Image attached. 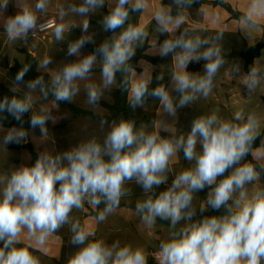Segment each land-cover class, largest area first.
I'll return each mask as SVG.
<instances>
[{"label":"clouds","instance_id":"clouds-1","mask_svg":"<svg viewBox=\"0 0 264 264\" xmlns=\"http://www.w3.org/2000/svg\"><path fill=\"white\" fill-rule=\"evenodd\" d=\"M198 3L70 0L55 6L57 22L44 24L41 17L53 0H0V12H9L10 6L16 9L3 25L14 43H27L30 34L46 29H51L55 41H64L67 18H83V34L67 45L66 55L75 60L50 67L53 58L42 57L39 68L47 79L41 74L25 80L29 64L16 72L11 95L0 98V119L11 117L18 126L3 135L0 146L20 145L28 138L23 127L28 113L31 128H39L46 136L53 115L48 107L35 110L37 101L51 97L53 106H58L71 102L82 90L93 109L100 108L105 92L113 87L127 93L133 111L153 98L172 121L138 125L123 115L112 119L100 115L98 128L74 146L55 154L40 152L34 162L0 173V264H41L37 253L64 226L75 247L66 264H149L150 257L154 264H264V124L260 113L238 108L223 115L216 106L196 116L190 130L175 127L180 109L213 93L217 75L226 64L219 43L223 32L202 36L189 25V9ZM105 8L100 28L111 35L92 52L82 54L86 44L95 43V32L89 31L91 16ZM150 8L157 31L167 37L159 45V55H171L173 60L169 83H162L161 73L154 87L152 75L137 76L130 63L148 38L145 23H132V14ZM262 19L264 0H251L240 24L251 34ZM201 62L202 72L189 70V65ZM97 68L99 75L94 79ZM232 71L239 75L238 69ZM242 83L249 96L264 90L261 60L253 62ZM181 154L190 166L173 173ZM170 174L174 178L169 184ZM133 186L142 190L134 205L142 225L154 229L158 221L167 222L166 235L155 250L98 236L96 228L82 223L78 215L87 206L95 210L91 219L96 225L105 223L123 200L132 197ZM205 189V197L198 200L197 193Z\"/></svg>","mask_w":264,"mask_h":264},{"label":"crops","instance_id":"crops-1","mask_svg":"<svg viewBox=\"0 0 264 264\" xmlns=\"http://www.w3.org/2000/svg\"><path fill=\"white\" fill-rule=\"evenodd\" d=\"M214 1V0H207ZM229 4L233 9L245 14L247 7L249 6L251 0H223ZM14 2V0H13ZM70 2V0H53V6L49 11L41 17V21L49 18L55 17L58 21L57 12L55 6L57 4H65ZM78 2V0H77ZM169 4L170 0L164 2V0H153V4ZM16 9L14 7L9 8V12L3 13L0 12V82L12 84V79L10 77L9 68L15 63V61L24 62L25 54L21 50H27L29 53L34 55L39 61L45 55H49L53 58V65L50 67L60 66L61 60L57 57L60 53L67 51L68 40L57 42L50 35L41 41H29L24 43L22 41L11 42L8 40L6 33L4 32L3 25L6 19V16L9 14H14ZM107 9L101 10L95 15L91 16L90 19V32H95L94 40L97 38L98 34L101 32L99 23L96 22L97 16H102ZM82 17L72 15L67 18V23L69 24V31L66 33H76L78 38L83 34L81 31ZM132 23L143 22L146 25V30L148 31V38L143 46H147L146 54L150 56H160L159 55V45L160 43L167 38L166 35H161L157 31V25L155 21L151 18V8L143 13L132 14ZM189 25L193 30L202 36H214L217 32H223V39L219 42L223 53H229L232 51L242 52L245 51L247 46H252L258 42L264 40V19L259 21V28L249 34L245 28L240 24V20L234 18L230 12H228L224 7L219 5L204 4L199 8L192 7L189 9ZM188 26V25H186ZM111 35V34H110ZM109 35V36H110ZM92 44H97L92 43ZM98 45V44H97ZM238 47L237 49H234ZM139 48V47H138ZM82 54H88L90 51L84 46L81 50ZM168 61L166 63H159L153 65L146 60H141L138 63V69L135 70V74L139 76L142 73H150L153 78L157 75L163 73L164 79L167 81L164 84H168L170 81V73L173 66L172 56L169 55ZM76 57H72V60H75ZM226 64L221 68L220 72L217 75L215 80V88L211 95L215 97V102H211L209 97L207 99L201 98L198 99L194 104L180 109L177 113V118L175 121V127L178 130L188 131L190 130L191 121L193 117L199 116L203 113L208 112L211 108L219 106L222 110L223 115H227L235 111V108L232 107L236 105L237 101L235 100L236 95L239 96V89H244L245 94H247L246 89L242 83L243 78L239 75H233V69H237V59L238 58H225ZM261 60L264 63V49L261 52L260 57L255 60ZM40 69V68H39ZM41 70V69H40ZM43 71V70H41ZM199 72H202L200 70ZM240 73V72H239ZM245 62H244V75L246 74ZM99 69H96V75L94 79L98 78ZM239 78V79H237ZM241 78V79H240ZM117 89L113 87L110 90H107L104 94V97L101 101H106L109 103L113 102L112 93ZM221 92L227 96V102L225 99H221ZM257 93L259 97L264 98V90L258 89ZM38 95V94H37ZM232 99L235 101L232 103ZM78 106L92 110L97 114L105 115L108 113L107 109L100 106L99 109H93L86 103V97L83 92L75 97L72 100ZM231 102V103H230ZM264 104V101H263ZM48 107L53 115V119L50 120L47 124V127L60 126L66 121L73 120L70 124L72 126H77L82 123H89L90 126L96 130L98 128V121L87 118V117H78L74 118L72 113L64 108L58 106H53L51 100L48 101H37L34 105L35 110H39L41 107ZM246 110H255L260 113L262 124H264V107L259 106L256 108H246ZM137 116L139 119L144 120L141 123L151 124L153 121L168 120L171 121V118L167 117L160 110L159 102L153 98H149L147 103L143 108H137ZM69 125V126H70ZM163 134V133H162ZM87 133H82L81 131L74 132L72 134H47L46 136L41 135L37 138V142L31 138L33 144L35 145L38 152L48 151L55 154L59 151L67 150L69 147L74 146L81 139H83ZM38 144V145H37ZM13 150V149H12ZM15 151H27L25 149L15 150ZM30 155V154H29ZM31 158V156H30ZM31 163V159L30 162ZM21 160H15L14 165L19 166ZM186 165L190 166L187 161L182 157L177 160L173 165V173L178 172L181 168H185ZM174 178L173 174L169 175V182ZM142 190L138 186H133V195L122 201L120 208L108 218V220L103 223L96 225L91 219V214L95 211L90 207L86 206L84 213L78 214L81 216L82 223L91 224L96 228L98 236H103L105 239L108 236L114 234H121V241L131 242L134 245H143L147 248L155 250L158 240L163 238L167 232V222L158 221V226L154 229L145 228L139 217L134 211V205L136 199L141 197ZM197 199L203 200V197L200 193H197ZM199 203V201H197ZM71 233L68 229V226H64L59 230V232L53 236L46 249H40L38 255L41 258V264H66L68 256L75 251V247L71 244ZM149 264H154L150 259Z\"/></svg>","mask_w":264,"mask_h":264},{"label":"trees","instance_id":"trees-1","mask_svg":"<svg viewBox=\"0 0 264 264\" xmlns=\"http://www.w3.org/2000/svg\"><path fill=\"white\" fill-rule=\"evenodd\" d=\"M164 2H167V0H164ZM207 3L224 7L228 12L232 14L234 18L238 20H240L241 17L245 15L233 9L229 4H227L223 0H214L212 2L207 1V0H199V3L197 5H194L193 7L199 8L202 5L207 4ZM97 46H98L97 44H92V43L85 45V47L90 52H92ZM263 49H264V40L258 42L255 45L247 46L245 51H242V52L232 51L229 53H224V56L225 58H238V57L242 58L245 62V70L247 72L249 67L255 61V59L260 57ZM146 50H147V46H142L136 49V54L133 57L132 61H130V63L133 65L134 70L138 69L137 67L138 63L141 60H146L153 65H156L159 63H166L168 61V57L150 56L146 54ZM21 51L25 54V60L22 63L19 61H15V63L9 68L10 77L14 79L16 72L20 70V68H22L25 64H29L30 70L28 74L25 76V80L33 79L37 75H41V74H43L45 76V79H47L48 78L47 74L41 71L38 67V59L34 55L29 53L27 50H21ZM202 64L203 62L199 64L193 63L189 65V70L193 72H199L200 70H202ZM117 79H118V82L121 79L119 74H118ZM166 81L167 79H164L162 83H165ZM156 83L157 81L155 80V78H153L152 86L153 87L156 86ZM9 89L10 87L8 85H6L3 82H0V98H2L5 95H11V92L9 91ZM112 96H113L112 103L101 101V106L107 109L108 111V113L103 116L107 117L108 119H112L120 115H123L125 118L135 119L138 125L140 124V122L144 121L138 118L136 111H133L132 109H130L128 105V100H127V93L125 91L117 87V89L112 93ZM49 99H51V97ZM263 101H264V98H263ZM59 106L61 108L69 110L72 113L74 118L87 117V118L98 121L99 116L102 115V114H97L92 110L82 108L78 106L76 103H74L73 101L62 102L59 104ZM30 116H31V113L25 114L24 116L25 123L23 125L24 129L27 130L28 132V138L25 141H23L20 145H16V144L9 145V148L13 150H22V149L27 150V152L31 156V163H32L35 161L39 152L30 138V133L32 131L30 123H28V121L30 120ZM0 124L2 127L7 128V129H10L13 126H18L16 121L13 120L11 117H8L7 119H0ZM163 188L164 186H161L160 190H163ZM206 192H207V189L201 192V195L203 198L205 197ZM206 214L211 215V214H219V213L208 212Z\"/></svg>","mask_w":264,"mask_h":264},{"label":"rangeland","instance_id":"rangeland-1","mask_svg":"<svg viewBox=\"0 0 264 264\" xmlns=\"http://www.w3.org/2000/svg\"><path fill=\"white\" fill-rule=\"evenodd\" d=\"M102 19V16H97L96 18V22H100V20ZM100 26V23H99ZM101 30V28H100ZM109 33L103 32L101 30V32L98 34L97 38L95 39V42L99 45L104 39L109 37ZM66 40L70 41V40H75L78 39V35L76 33H71V34H67L66 35ZM238 47H235L234 49H237ZM67 51L65 50L63 53H60L58 55V59L61 60L60 65H62L65 62H70L73 61L72 57H68L66 55ZM238 63H237V69L239 70V77L244 76V60L243 59H237ZM12 79V78H11ZM239 79V78H237ZM241 79V78H240ZM13 81V79H12ZM7 85L9 87L12 86V84L7 83ZM236 93H239V96L236 95L235 100L237 101L236 105L232 106L235 108V110H237L238 108H256L258 109L259 106H263V101L262 99L259 97L258 93L256 92L255 95L253 96H249L248 93L245 94V90L239 89V91H237ZM38 94V93H37ZM221 99H225L227 102V96L221 92ZM51 100V99H50ZM209 100L211 102H215V97L213 95L209 96ZM234 99H232V103L235 101ZM231 103V102H230ZM196 117V116H195ZM193 117V119L195 118ZM73 122V120H68L65 123H63L60 126H52V127H47L48 128V133L47 134H72L74 132H78L81 131L82 133H91L94 132L95 130L90 126L89 123H82L79 124L77 126H72L70 125ZM70 125V126H69ZM9 129L4 128L1 126L0 124V139H2L3 135L8 131ZM41 132L39 130V128L36 129H32L30 136L32 139L35 140V142H37V138H39L41 136ZM38 145V144H37ZM38 149V148H37ZM21 160V163H29L30 162V155L27 151H15L9 148V145L5 148L3 146H0V173L8 170L9 168L16 166L14 165V161L15 160ZM188 166V165H186ZM121 234H114L111 236H108L106 239L107 240H112V239H121Z\"/></svg>","mask_w":264,"mask_h":264},{"label":"built area","instance_id":"built-area-1","mask_svg":"<svg viewBox=\"0 0 264 264\" xmlns=\"http://www.w3.org/2000/svg\"><path fill=\"white\" fill-rule=\"evenodd\" d=\"M50 22L51 23H55V22H57V19L55 17H49V18H46V19H44V20L41 21V23H44V24H48ZM51 32H52L51 29H46L44 31H38L35 36H32L30 34L29 39H28L27 42H29V41H41V40H45L50 35ZM170 183L171 182H169V184ZM150 259H151V257H150Z\"/></svg>","mask_w":264,"mask_h":264},{"label":"water","instance_id":"water-1","mask_svg":"<svg viewBox=\"0 0 264 264\" xmlns=\"http://www.w3.org/2000/svg\"><path fill=\"white\" fill-rule=\"evenodd\" d=\"M187 167H189V166H186L185 168H187Z\"/></svg>","mask_w":264,"mask_h":264}]
</instances>
